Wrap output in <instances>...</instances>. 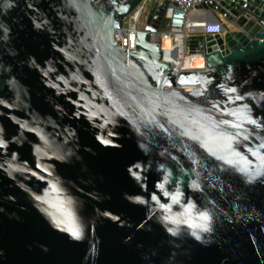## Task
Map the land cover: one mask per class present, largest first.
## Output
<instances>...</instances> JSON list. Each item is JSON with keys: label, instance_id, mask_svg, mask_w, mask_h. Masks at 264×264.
<instances>
[{"label": "water", "instance_id": "1", "mask_svg": "<svg viewBox=\"0 0 264 264\" xmlns=\"http://www.w3.org/2000/svg\"><path fill=\"white\" fill-rule=\"evenodd\" d=\"M139 1L0 0V264H264V0L177 78Z\"/></svg>", "mask_w": 264, "mask_h": 264}, {"label": "built area", "instance_id": "2", "mask_svg": "<svg viewBox=\"0 0 264 264\" xmlns=\"http://www.w3.org/2000/svg\"><path fill=\"white\" fill-rule=\"evenodd\" d=\"M212 1L215 0H140L123 19L121 27L113 30V40L121 49L134 50L136 32L143 29L149 10L155 5L152 22L156 23L158 16H162V27L150 31L149 38L159 44L161 61L170 63L171 70L174 69L171 74L177 78L181 72L197 70L188 64L192 57H200L205 64L204 41L200 37L222 36L226 27L234 29L233 22L209 6ZM163 40L169 41L167 47H163Z\"/></svg>", "mask_w": 264, "mask_h": 264}, {"label": "bare ground", "instance_id": "3", "mask_svg": "<svg viewBox=\"0 0 264 264\" xmlns=\"http://www.w3.org/2000/svg\"><path fill=\"white\" fill-rule=\"evenodd\" d=\"M198 26H200L201 24H196ZM162 45L163 47H167L169 45V41L167 40H163L162 41ZM189 65H192L194 68L198 69H202L204 70L206 65L202 63V61L200 60V57H192V59L189 61L188 63ZM194 86H197V84H182V85H176V87H180L181 89H186V88H193Z\"/></svg>", "mask_w": 264, "mask_h": 264}, {"label": "snow or ice", "instance_id": "4", "mask_svg": "<svg viewBox=\"0 0 264 264\" xmlns=\"http://www.w3.org/2000/svg\"><path fill=\"white\" fill-rule=\"evenodd\" d=\"M175 199V198H174ZM204 219H207V216L203 217ZM73 235H76V233H73Z\"/></svg>", "mask_w": 264, "mask_h": 264}, {"label": "rangeland", "instance_id": "5", "mask_svg": "<svg viewBox=\"0 0 264 264\" xmlns=\"http://www.w3.org/2000/svg\"><path fill=\"white\" fill-rule=\"evenodd\" d=\"M232 29V28H231ZM235 29V28H234Z\"/></svg>", "mask_w": 264, "mask_h": 264}]
</instances>
